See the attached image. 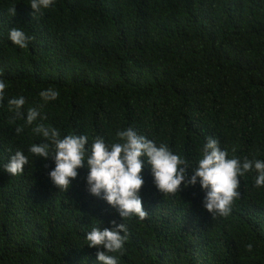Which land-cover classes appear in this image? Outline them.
I'll return each mask as SVG.
<instances>
[{"label": "trees", "instance_id": "16d2710c", "mask_svg": "<svg viewBox=\"0 0 264 264\" xmlns=\"http://www.w3.org/2000/svg\"><path fill=\"white\" fill-rule=\"evenodd\" d=\"M11 27L32 37L27 48L8 39ZM0 74L8 83L0 102V264H101L85 233L96 220L102 228L120 222L86 191V168L66 191L52 185L54 162L27 152L43 141L32 132L38 122L109 142L132 126L192 167L208 137L229 156L264 160V0H55L36 13L28 0H0ZM48 87L59 96L45 104L39 92ZM19 95L25 111L38 107L45 120L18 135L24 120L7 98ZM16 149L29 164L11 176L3 165ZM143 176L148 214L123 221L118 264H264V187L255 186V172L240 178V196L223 217L203 208L199 184L163 194L147 167Z\"/></svg>", "mask_w": 264, "mask_h": 264}, {"label": "clouds", "instance_id": "9594fccd", "mask_svg": "<svg viewBox=\"0 0 264 264\" xmlns=\"http://www.w3.org/2000/svg\"><path fill=\"white\" fill-rule=\"evenodd\" d=\"M28 4L36 13L54 6L55 0H28ZM9 12L15 15L14 6ZM8 39L18 48L25 49L32 37L23 27H11ZM7 88V81L0 74V102L5 101ZM39 96L46 104L57 99L59 90L48 87L41 90ZM25 103L23 95L7 98L9 111H14L24 120L23 126L15 128L18 135L24 127L45 120L38 107H29L25 111ZM32 132L43 137V141L29 145L27 152L54 162V167L47 173L54 187L66 191L77 178L78 170L86 168V191L116 210L120 222L113 219L109 221L110 227L102 228L100 221L96 220L85 233V244L97 249L96 260L101 264H118L128 238V229L123 221L132 217L143 220L148 214L140 195L145 183V167L150 170L156 190L163 194L179 192L182 183L184 187L199 184L203 192L202 206L212 217L230 214L233 202L240 196V178L246 173L255 172V186L264 187V160L241 159L234 154L229 156V150L222 148L213 137L206 139L200 158L192 167L184 156L174 152L166 143H157L132 126L118 130L115 142L106 141L103 136L90 140L85 134L73 132L62 135L58 128L42 122L36 123ZM232 151L235 152L234 149ZM28 164V155L22 149H16L3 165V170L16 176L23 173ZM246 248L251 251L252 245L248 244Z\"/></svg>", "mask_w": 264, "mask_h": 264}]
</instances>
